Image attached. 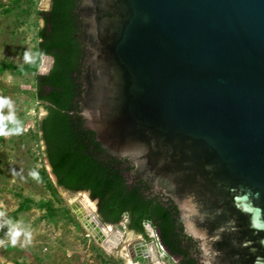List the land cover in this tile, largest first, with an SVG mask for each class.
Instances as JSON below:
<instances>
[{"label":"water","instance_id":"obj_1","mask_svg":"<svg viewBox=\"0 0 264 264\" xmlns=\"http://www.w3.org/2000/svg\"><path fill=\"white\" fill-rule=\"evenodd\" d=\"M80 12L84 126L172 198L207 264H264V0H84ZM76 212L103 246L124 236ZM159 244L127 248L148 261Z\"/></svg>","mask_w":264,"mask_h":264},{"label":"rangeland","instance_id":"obj_2","mask_svg":"<svg viewBox=\"0 0 264 264\" xmlns=\"http://www.w3.org/2000/svg\"><path fill=\"white\" fill-rule=\"evenodd\" d=\"M49 3L0 0V264H176L160 253L148 261L132 258L127 244L137 236L145 240L124 221L118 224L124 236L115 235L113 248L103 246L80 221L81 205L68 202L70 194L54 181L36 126L44 110L35 99V75L46 72L51 59L41 56L36 70L5 67L33 61L42 23L35 12ZM75 194L97 213L86 193ZM25 198L31 201L20 208Z\"/></svg>","mask_w":264,"mask_h":264},{"label":"trees","instance_id":"obj_3","mask_svg":"<svg viewBox=\"0 0 264 264\" xmlns=\"http://www.w3.org/2000/svg\"><path fill=\"white\" fill-rule=\"evenodd\" d=\"M84 0H50L46 9H37L42 20L37 28L33 61L17 67V72L36 70L41 56L52 57L46 73L35 75V99L45 110L36 123L43 153L56 184L73 192L87 190L96 199L102 221L118 225L150 240L148 223L159 234L166 253L176 264H207L199 242L189 235L177 205L164 193L135 173L128 156L109 153L96 139L94 130L84 126L82 93L86 74L87 43L83 37L85 19L80 7ZM25 198L20 208H25ZM40 207L50 208L46 202Z\"/></svg>","mask_w":264,"mask_h":264},{"label":"bare ground","instance_id":"obj_4","mask_svg":"<svg viewBox=\"0 0 264 264\" xmlns=\"http://www.w3.org/2000/svg\"><path fill=\"white\" fill-rule=\"evenodd\" d=\"M67 200H68V202H70V203H75V202H77V203H79L81 206H80V208H82L83 210H85V212H86V215L87 214H89L92 210H91V207L88 205V203H87V200L85 199V196H80V195H77V194H75V193H73V194H70V195H67ZM76 205V204H75ZM89 221L90 220H88V223H89ZM115 235H118L119 237H120V235L119 234H115ZM115 235H114V238H112V239H109V243L107 244L108 245V247H110L111 245H113L114 243V239L116 240L117 238L115 237ZM107 248V247H106ZM151 254V253H150ZM151 256H152V254H151ZM135 264H138V263H135Z\"/></svg>","mask_w":264,"mask_h":264},{"label":"built area","instance_id":"obj_5","mask_svg":"<svg viewBox=\"0 0 264 264\" xmlns=\"http://www.w3.org/2000/svg\"><path fill=\"white\" fill-rule=\"evenodd\" d=\"M145 226H146V228H147V230H148V232H149V235H150L152 238H156V234H157L156 230H155L152 226H150L148 223H146ZM158 246H159V253H160L161 256H162L163 254L169 256V255L166 253V251L164 250V248H163V246H162L161 244H159ZM169 257H170V256H169ZM170 258H171V257H170Z\"/></svg>","mask_w":264,"mask_h":264},{"label":"flooded vegetation","instance_id":"obj_6","mask_svg":"<svg viewBox=\"0 0 264 264\" xmlns=\"http://www.w3.org/2000/svg\"><path fill=\"white\" fill-rule=\"evenodd\" d=\"M119 224H120V223H119ZM144 240H145V242H146V241H149V240H146V239H144ZM113 243H114V242H113ZM171 258H172V259L175 261V263H176L177 260L174 259L173 257H171Z\"/></svg>","mask_w":264,"mask_h":264},{"label":"crops","instance_id":"obj_7","mask_svg":"<svg viewBox=\"0 0 264 264\" xmlns=\"http://www.w3.org/2000/svg\"><path fill=\"white\" fill-rule=\"evenodd\" d=\"M150 251H151V249H150ZM154 259V257L153 256H150V260H153Z\"/></svg>","mask_w":264,"mask_h":264}]
</instances>
